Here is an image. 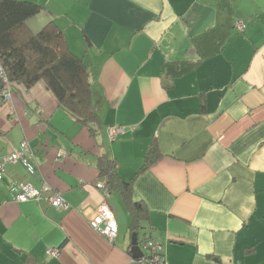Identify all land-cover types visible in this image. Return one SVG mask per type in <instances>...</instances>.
Masks as SVG:
<instances>
[{
	"label": "crops",
	"instance_id": "crops-1",
	"mask_svg": "<svg viewBox=\"0 0 264 264\" xmlns=\"http://www.w3.org/2000/svg\"><path fill=\"white\" fill-rule=\"evenodd\" d=\"M19 1L42 8L31 32L55 24L86 63L100 127L93 136L44 82L12 86L0 154L27 141L37 174L10 165L0 182V264H145L123 192L97 188L109 187L102 159L133 181L140 243H161L167 264H264V0ZM151 147L161 158L138 174ZM16 182L49 185L67 208L15 202ZM103 202L114 244L89 225Z\"/></svg>",
	"mask_w": 264,
	"mask_h": 264
},
{
	"label": "trees",
	"instance_id": "trees-1",
	"mask_svg": "<svg viewBox=\"0 0 264 264\" xmlns=\"http://www.w3.org/2000/svg\"><path fill=\"white\" fill-rule=\"evenodd\" d=\"M41 10L30 2L0 0V60L6 76L12 85L21 84L27 89L44 82L59 105L94 136L99 131L100 117L94 106L89 68L69 49L55 24H48L36 34L29 30L26 22ZM159 158L160 152L151 147L138 174ZM100 171L108 180L110 192L111 186L121 189L135 220L131 230L140 231L137 212L142 210L140 203L132 202L133 181L120 180L113 160L102 159Z\"/></svg>",
	"mask_w": 264,
	"mask_h": 264
},
{
	"label": "built area",
	"instance_id": "built-area-1",
	"mask_svg": "<svg viewBox=\"0 0 264 264\" xmlns=\"http://www.w3.org/2000/svg\"><path fill=\"white\" fill-rule=\"evenodd\" d=\"M238 28L244 30L245 25L239 23ZM12 83L6 76L5 70L0 60V105L7 104L12 98ZM124 133V128L121 126L109 127L108 134L111 141ZM61 158V155H59ZM20 164L23 168L31 175L36 176V159L31 150V147L27 141H24L16 148L13 152L6 155L0 154V182L4 180L7 172L8 165ZM15 186H20L17 190ZM97 188L100 189L105 196H109L110 190L107 188L105 183H98ZM12 198L17 203L36 201L40 202L45 200L49 202L53 207L56 208H67V204L63 200L62 196L51 191L49 185L43 184L42 189H36L32 184H18L17 182L13 185ZM90 227L98 232L109 244H114L119 233L118 224L115 218V214L111 206L107 202L100 204L90 219ZM143 249L147 252L140 261L145 264H167L165 255L163 253V246L156 240L146 238L142 243ZM59 254L58 249L48 250L49 256H57Z\"/></svg>",
	"mask_w": 264,
	"mask_h": 264
},
{
	"label": "water",
	"instance_id": "water-1",
	"mask_svg": "<svg viewBox=\"0 0 264 264\" xmlns=\"http://www.w3.org/2000/svg\"><path fill=\"white\" fill-rule=\"evenodd\" d=\"M3 182H6L7 183V180L6 178H4ZM131 253L133 255V257L135 259H142L144 256H145V253L143 252V246H142V243H140V240H139V232H134L132 235H131Z\"/></svg>",
	"mask_w": 264,
	"mask_h": 264
}]
</instances>
